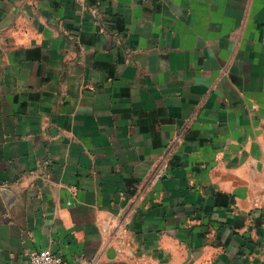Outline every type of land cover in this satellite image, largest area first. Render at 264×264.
<instances>
[{
    "label": "crops",
    "instance_id": "crops-1",
    "mask_svg": "<svg viewBox=\"0 0 264 264\" xmlns=\"http://www.w3.org/2000/svg\"><path fill=\"white\" fill-rule=\"evenodd\" d=\"M264 264V0H0V264Z\"/></svg>",
    "mask_w": 264,
    "mask_h": 264
},
{
    "label": "built area",
    "instance_id": "built-area-1",
    "mask_svg": "<svg viewBox=\"0 0 264 264\" xmlns=\"http://www.w3.org/2000/svg\"><path fill=\"white\" fill-rule=\"evenodd\" d=\"M27 264H66L62 257L49 249L30 252Z\"/></svg>",
    "mask_w": 264,
    "mask_h": 264
}]
</instances>
